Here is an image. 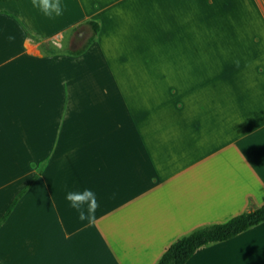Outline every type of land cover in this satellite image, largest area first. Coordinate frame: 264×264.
Wrapping results in <instances>:
<instances>
[{
	"label": "crops",
	"instance_id": "obj_1",
	"mask_svg": "<svg viewBox=\"0 0 264 264\" xmlns=\"http://www.w3.org/2000/svg\"><path fill=\"white\" fill-rule=\"evenodd\" d=\"M60 3L0 0L1 262L156 264L264 204V0ZM186 264H264V222Z\"/></svg>",
	"mask_w": 264,
	"mask_h": 264
},
{
	"label": "trees",
	"instance_id": "obj_2",
	"mask_svg": "<svg viewBox=\"0 0 264 264\" xmlns=\"http://www.w3.org/2000/svg\"><path fill=\"white\" fill-rule=\"evenodd\" d=\"M92 25L94 26L93 36L78 53L85 51L94 41L99 27L96 26V24ZM23 192L24 191L18 194L16 199L0 218V227L13 211ZM262 222H264V204L254 210L238 214L225 222L199 227L173 242L165 250L156 264H186L200 247L211 243L229 240ZM0 264L4 263L0 261Z\"/></svg>",
	"mask_w": 264,
	"mask_h": 264
},
{
	"label": "clouds",
	"instance_id": "obj_3",
	"mask_svg": "<svg viewBox=\"0 0 264 264\" xmlns=\"http://www.w3.org/2000/svg\"><path fill=\"white\" fill-rule=\"evenodd\" d=\"M32 5L35 8H39L49 18H52L53 14L59 16L63 13L60 0H32ZM66 199L70 203V206L78 212L81 221H94L95 212L99 207L94 191L84 189L82 192H69L66 195ZM85 205L87 206L86 209Z\"/></svg>",
	"mask_w": 264,
	"mask_h": 264
}]
</instances>
